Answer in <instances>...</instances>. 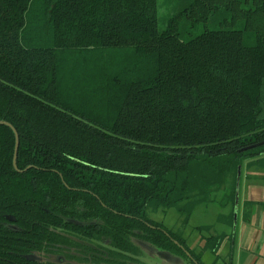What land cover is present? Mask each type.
<instances>
[{
    "label": "trees",
    "instance_id": "1",
    "mask_svg": "<svg viewBox=\"0 0 264 264\" xmlns=\"http://www.w3.org/2000/svg\"><path fill=\"white\" fill-rule=\"evenodd\" d=\"M158 6L0 0V264H135L134 236L205 264L148 211L219 196L232 233L205 250L232 238L264 156V0H186L163 29Z\"/></svg>",
    "mask_w": 264,
    "mask_h": 264
},
{
    "label": "rangeland",
    "instance_id": "2",
    "mask_svg": "<svg viewBox=\"0 0 264 264\" xmlns=\"http://www.w3.org/2000/svg\"><path fill=\"white\" fill-rule=\"evenodd\" d=\"M184 2L186 3V0H159L158 18L161 29L167 26L169 18ZM184 29L181 31L182 39H189L200 31V29L190 30L187 26ZM219 200L220 196L214 202L199 205L188 220L176 208L166 211L161 209L156 212L149 210L148 214L153 220L162 222L169 229L181 233L195 252L203 253L205 264H225L229 254V241L223 244L217 256L211 250H205V238L211 235H222L226 232L224 223H229L225 220V215L229 214L231 205L222 208ZM132 240L141 250L135 264H195L189 257L163 251L137 236H134Z\"/></svg>",
    "mask_w": 264,
    "mask_h": 264
},
{
    "label": "crops",
    "instance_id": "3",
    "mask_svg": "<svg viewBox=\"0 0 264 264\" xmlns=\"http://www.w3.org/2000/svg\"><path fill=\"white\" fill-rule=\"evenodd\" d=\"M247 203L251 206L245 211ZM224 226L226 233H232L229 223ZM227 241L225 264H264V156L243 166L237 221L232 238L223 244Z\"/></svg>",
    "mask_w": 264,
    "mask_h": 264
},
{
    "label": "water",
    "instance_id": "4",
    "mask_svg": "<svg viewBox=\"0 0 264 264\" xmlns=\"http://www.w3.org/2000/svg\"><path fill=\"white\" fill-rule=\"evenodd\" d=\"M240 181H241V166L238 167L237 179H236V204H237V207L239 205ZM236 221H237V212L235 213V222Z\"/></svg>",
    "mask_w": 264,
    "mask_h": 264
}]
</instances>
